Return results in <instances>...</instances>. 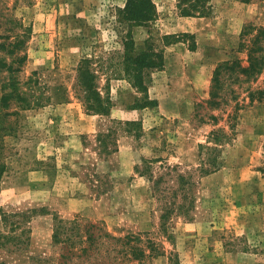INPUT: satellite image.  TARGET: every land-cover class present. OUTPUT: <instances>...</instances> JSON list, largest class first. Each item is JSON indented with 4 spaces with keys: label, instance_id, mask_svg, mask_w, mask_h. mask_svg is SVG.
Here are the masks:
<instances>
[{
    "label": "rangeland",
    "instance_id": "rangeland-1",
    "mask_svg": "<svg viewBox=\"0 0 264 264\" xmlns=\"http://www.w3.org/2000/svg\"><path fill=\"white\" fill-rule=\"evenodd\" d=\"M150 1L134 22L126 0H0V264H264V69H245L264 0ZM125 47L157 54L138 81ZM59 219L144 255L80 254Z\"/></svg>",
    "mask_w": 264,
    "mask_h": 264
},
{
    "label": "trees",
    "instance_id": "trees-1",
    "mask_svg": "<svg viewBox=\"0 0 264 264\" xmlns=\"http://www.w3.org/2000/svg\"><path fill=\"white\" fill-rule=\"evenodd\" d=\"M199 0H195L192 4V8H196L198 5ZM152 3L150 0H126L125 5L122 9H120L122 13V17L125 20L134 21V22H144L152 16ZM186 15H190V13H185ZM262 39H264V25L258 26L257 30L255 31L254 35L252 36L250 43L245 44V49L247 51V61L248 64L246 65V70L256 71L258 73L262 72L264 69V44L261 43ZM124 46L128 43H131L128 39L123 41ZM157 54L153 51L151 53L147 51H141L137 53H130L126 50L122 54V61L125 65V71L127 74H132L133 77H136V80L141 79L142 72L145 67H150L155 64L154 57ZM227 65L226 68L230 64L225 62ZM233 65V64H232ZM221 65L216 68V73ZM77 80L79 87L81 89V98L83 100L85 108L92 112V113H107L110 107V101L107 95H102L99 90L97 89L96 85V76L95 74L90 71L87 61L84 59L78 66L77 69ZM141 85V83H139ZM264 94V91H260ZM6 96V95H5ZM178 177H182L178 175ZM178 209V207H176ZM180 210V209H179ZM181 212V211H180ZM66 222L68 226H66ZM83 229L80 227L79 220H61L59 219L53 228V240L54 241H63L65 243H69L68 246L73 248L74 242H76L72 237L66 236L68 234L66 230L75 228V234L78 235V241L82 243L80 247L77 249L80 250V254H86L91 248L96 249L97 251L100 250L101 246L104 245L106 241H111L113 243L109 250H115L114 244L120 243L121 246L124 248V252L128 253V258L131 257V253L128 250H131L133 254L135 251L140 252V256H143V250L137 247L134 242L136 237L130 238L126 235L124 236H114L105 231L100 232L98 226L95 227L93 224H85L82 225ZM92 229H97V233L95 234L92 232ZM82 229L81 233L79 230ZM66 234L64 240L59 239L60 235ZM84 238V239H83ZM108 243V245L110 244ZM129 244V246H128ZM124 246L128 248L125 249ZM71 250L73 253L74 251ZM108 250V251H109ZM131 254V255H130ZM139 258V257H135ZM97 264H104V263H97Z\"/></svg>",
    "mask_w": 264,
    "mask_h": 264
}]
</instances>
